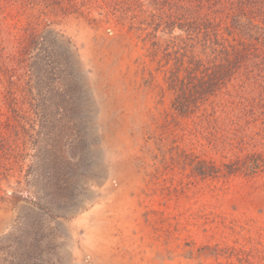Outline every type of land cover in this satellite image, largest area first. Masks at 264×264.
<instances>
[{"label": "rangeland", "instance_id": "374dc122", "mask_svg": "<svg viewBox=\"0 0 264 264\" xmlns=\"http://www.w3.org/2000/svg\"><path fill=\"white\" fill-rule=\"evenodd\" d=\"M167 11L0 0V41L36 35L0 48V264H264V171L229 167L264 164V96L251 123L232 126L231 83L181 116L166 55L185 33L137 29ZM202 116L234 146L207 148Z\"/></svg>", "mask_w": 264, "mask_h": 264}, {"label": "trees", "instance_id": "16d2710c", "mask_svg": "<svg viewBox=\"0 0 264 264\" xmlns=\"http://www.w3.org/2000/svg\"><path fill=\"white\" fill-rule=\"evenodd\" d=\"M164 1V2H163ZM133 5L139 0H124ZM155 6L165 4V15L151 13L150 18L141 19L137 29L148 31L147 37L156 39L160 28L173 33L180 28L185 37L179 51L167 53V63L174 61L170 70V86L175 91L173 105L181 116L190 117L211 97H216L229 84H234L235 95L230 92L238 115L232 126H238L243 119L251 123L260 108L264 96V0H151ZM163 2V3H162ZM156 8V7H155ZM6 38L0 41L1 52L7 59L16 53H8L7 41L12 36L17 46L35 38L32 31L27 37L18 31L6 30ZM158 42H154V46ZM13 48V47H12ZM235 81V82H234ZM259 88L260 94L250 98L243 96L251 88ZM210 122V123H205ZM201 117L199 127L212 128L204 138L214 151L227 152L233 142L227 133H222L219 122ZM234 135H236L234 133ZM260 158V159H259ZM260 154H248L229 164L230 172L245 170L249 176L264 171ZM264 161V160H263Z\"/></svg>", "mask_w": 264, "mask_h": 264}, {"label": "bare ground", "instance_id": "6f19581e", "mask_svg": "<svg viewBox=\"0 0 264 264\" xmlns=\"http://www.w3.org/2000/svg\"><path fill=\"white\" fill-rule=\"evenodd\" d=\"M132 170H133V169H132ZM122 174H123V173H122ZM121 176H122V175H121ZM126 178H128V177H126ZM125 192H126V191H125ZM118 195H119V194H118ZM126 196H127V195H126ZM126 232H127V231H126ZM126 235H127V234H126ZM124 236H125V235H124ZM115 239H116V238H115ZM139 240H140V239H139ZM116 242H117V241H116ZM122 242H123V241H122ZM141 243H143V242H141ZM158 245H159V244H158ZM143 246H144V245H143ZM146 246H147V245H146ZM126 247H127V246H126ZM144 247H145V246H144ZM133 248H134V247H133ZM146 248H147V247H146ZM148 248H149V247H148ZM140 249H141V248H140ZM143 249H144V248H143ZM141 250H142V249H141ZM148 251H149V249H148ZM151 252H152V251H151ZM136 253H137V252H136ZM124 255H125V254L123 253L122 256L124 257ZM115 256H116V255H115ZM143 256H144V255H143ZM112 258H113V257H112ZM115 258H119V257H115ZM115 258H114V259H115ZM132 258H133V257H132ZM138 258H139V257H138ZM142 258H143V257H142ZM120 260L123 261V260L120 258V259H119V264H120V262H121ZM126 260H127V257H126V259H125V257H124V261H125V262H127ZM142 260H143V259H142ZM151 260H152V259H151ZM113 263H114V262H113ZM142 263H143V262H142ZM127 264H128V262H127ZM133 264H140V262H138V261L136 260V261H134Z\"/></svg>", "mask_w": 264, "mask_h": 264}]
</instances>
